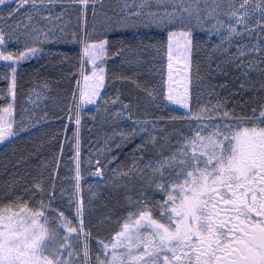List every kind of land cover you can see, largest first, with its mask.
I'll return each instance as SVG.
<instances>
[{"label": "snow or ice", "instance_id": "obj_1", "mask_svg": "<svg viewBox=\"0 0 264 264\" xmlns=\"http://www.w3.org/2000/svg\"><path fill=\"white\" fill-rule=\"evenodd\" d=\"M96 2L15 0L16 6L12 7V0H0V61L5 62L0 78L8 81L7 88L0 89V143H12L29 127L42 122L26 115L27 108L21 109L24 114L19 120L14 115L17 70L22 62L43 54L42 45L62 41L71 23L68 8H76L77 25L84 30V55L78 69L81 79L76 81L78 96L73 94V100L79 99L80 103L75 107L82 108L99 98L104 104L119 105L113 112L115 118L131 120L137 126L113 131L112 137L118 136L119 141H105L101 150L109 152L110 159L87 158V164L95 169L89 174L105 176L101 165L119 160L118 153L111 149L122 148L138 132L149 131L145 127L149 120L140 118L138 104L134 112L132 101L125 103L120 93L114 94V99L101 97L108 75L101 65L108 54L109 33L136 24L163 28L169 71L166 97L161 76L160 99L186 109L183 116L168 119L187 122V134L174 129L172 136L166 125H161L163 137L149 136L147 143L156 147L162 138L169 143L175 140L177 146L167 153L161 148L140 168L136 157L143 160L142 141L133 150L131 167L125 166L127 171L119 174L146 176L148 185L164 193L165 198L149 201L147 193H138L139 198L128 197L130 210L116 220L117 229L105 228L113 222L110 213L96 217L93 223L91 204L85 203L81 185V116L76 112L70 140L67 129H62L74 154L70 157L74 171L71 189L60 188V198L67 197L68 207L57 204L55 177L60 175L65 151L64 144H60L51 159L44 161V170L32 177L31 184L15 177L0 189V264H264V101L252 108L249 116L236 114L220 100L202 105L198 96L193 107L191 80L187 77L182 94H175L171 87L173 59L178 58L188 72L195 48L193 34L198 30L206 32L209 41L214 37L219 41L213 50L226 55L222 63H234L246 79L253 68L264 74V0H140L138 5L125 3L119 13L102 12L99 17ZM90 7L91 31H99V36L88 32ZM24 8L27 10L21 13ZM70 35L73 40L78 38L77 33ZM121 51L113 55L119 56ZM87 63L91 68L86 71ZM112 79L141 87L132 75H113ZM144 91L150 98L156 96L154 88ZM33 95L25 99L35 103ZM68 113L71 121L72 108ZM44 115L47 117V113ZM158 119L163 118H152L153 128ZM18 182L24 185L19 191ZM141 183L143 186V179Z\"/></svg>", "mask_w": 264, "mask_h": 264}, {"label": "trees", "instance_id": "obj_2", "mask_svg": "<svg viewBox=\"0 0 264 264\" xmlns=\"http://www.w3.org/2000/svg\"><path fill=\"white\" fill-rule=\"evenodd\" d=\"M97 1L98 17L102 12L119 13L123 7V0ZM126 3H130V1H126ZM14 6L16 5L12 7ZM78 12L79 9L68 8L71 23L65 30L61 42L45 44L43 54L22 62V67L17 70V103L21 104L20 102L36 87L45 94L46 101L43 110L35 116L42 122L34 127H29L12 143L0 149V189L6 188L15 177H23L28 184H31L32 177L44 170V161L50 160L57 147L64 144L65 151L60 161V175L55 179L57 204L66 209L68 207L67 197L60 198V188L71 189L74 171L72 170L73 161L70 157L74 154L68 143L65 142V134L62 129H67V138L70 140L75 128L74 114L78 112L81 116L80 157L83 177L81 185L85 203L91 204L90 214L93 223H95L96 217L105 213L111 214L112 224L105 225V228L109 230L121 214L130 210L128 197L139 198L138 193H147L148 200L154 198V189L148 185L146 176L141 177L139 173L127 176L119 174L120 171H127V167H131L135 146L141 144L142 141L145 143L143 160L136 157L137 165L143 168L149 158L155 157L161 148L167 153L171 144L174 143L171 137L169 138L170 143L161 138L158 140V145L154 147L147 143L149 136L163 137L164 130L161 125H166L168 132L175 136L174 129L184 131L186 122L169 120V117L183 115L170 109L165 99H160L161 76H163L165 95L166 30L146 27L143 24L130 25L122 29L117 28L109 33L110 43L104 64L108 75L101 97L114 99V94L120 93L121 99L125 103L129 100L132 101L134 112L137 111L135 105L138 104V115L141 119L149 120V123L145 125L149 131L148 133L138 132L126 146L111 149L112 152L118 153L119 160L101 165L105 170V176L98 178L94 177V174H89L95 171L94 167L87 164L89 155L93 160L103 157L110 159L109 152L101 150L105 148V141L109 144L113 143V139L119 141L118 136L112 137L113 131H127L137 126L131 120L115 118L113 112L119 105L104 104L102 99H98L94 106H86L81 110L74 107L76 100H73V94L76 93V81L79 79L78 69L82 59L81 41L84 31L76 22ZM87 19L89 34L99 36V31L96 33L91 31L93 24L91 7L88 10ZM70 33H77L78 38L73 40ZM193 38L195 44L191 66L193 107L196 106L195 98L198 96L202 105L215 104L220 100L224 102L227 109L233 110L236 114L251 116V109L264 101V89H261V84H264V74L258 68H253L248 71V79H246L242 70L237 68L234 63H222L225 61L226 55L213 50V45L219 42L215 37L209 41L207 33L198 30L194 32ZM117 50H122L121 55H113ZM235 50L233 46L231 52L234 53ZM64 56H67V60L63 59ZM227 58L230 59V56ZM3 66L4 64H0V74L4 71ZM221 68L223 71H220ZM113 75L117 77L132 75L140 81L141 87L137 88L129 81L112 79ZM7 85L8 81L0 78V89H6ZM145 88L150 90L154 88L156 96L150 98L145 93ZM2 106L3 100H0V107ZM69 108H72L73 119L71 121L67 119ZM45 113H47V117H45ZM15 114L16 119L19 120L20 113ZM153 117L163 118L155 120V128L152 127ZM62 120L63 123H61ZM33 153L35 154L33 155ZM17 161L20 162L17 163ZM48 170H51L50 165ZM142 179L144 180L143 186ZM23 186L21 182H18L16 190L19 191ZM89 186H91V191H89ZM27 198L25 196V199Z\"/></svg>", "mask_w": 264, "mask_h": 264}, {"label": "rangeland", "instance_id": "obj_3", "mask_svg": "<svg viewBox=\"0 0 264 264\" xmlns=\"http://www.w3.org/2000/svg\"><path fill=\"white\" fill-rule=\"evenodd\" d=\"M126 1H130V3H127L130 6L133 5L134 3L138 5L139 2H140V0H123V5L126 3ZM154 2H155V0H153V3ZM13 5H15V0H12L11 6H13ZM132 9H131L132 11H135V8H132ZM26 10H27L26 8L22 9L21 10V13H23ZM126 11H128V9H125V12ZM17 18L18 19L19 18H22V15L21 16H18ZM82 39H83V37H82ZM12 46L13 47L16 46L15 45V42H13V45ZM42 46L45 47V45H42ZM83 55H84V53H83V45H82L81 56L83 57ZM174 55H175V53H174ZM105 59H106V56L104 57V60ZM101 67L104 68V64L101 65ZM84 68H85L86 71L88 69H90L91 68V63L85 64L84 65ZM184 68H185L184 64L182 62H180L178 58L173 59V66H172V69H171V73H172L171 87H172L173 92L175 94H182L183 93V89H184V84H185L186 77L188 79H190V80L192 79L191 68L188 70L187 73H185ZM168 71L169 70H168V67H167V56H166L165 57V72L166 73H165V81H164L165 97H166L167 91H168ZM80 79H81V77H80V73H79V79L78 80H80ZM81 83H82V81H81ZM192 89H193V80H192V83L189 84V91H190L191 94H192ZM100 91L102 93L103 88ZM33 93H35V95H33V100H35V103H33L32 100H26L25 98L20 102L21 104H18L17 101H16V111H15V113H17V114L20 113V116H21L22 114H24V113L21 112V109L22 108H27L28 109V112L26 113V115L36 116L37 114L40 113V111L43 110L44 103L46 101L45 94H43V92H41V90L38 87L32 89L28 93V95H31ZM76 95L78 96V93L77 92H76ZM98 99H97V101H98ZM97 101L86 103V104H84V106L82 108H84L86 106H94L97 103ZM79 103H80L79 99H76L75 104H74V107H75V105H77ZM166 104H167V106L170 109L176 110V111L180 112L182 115H184V113L186 112V109H184V107L182 105L176 104L173 101H166ZM82 108H77V109L78 110H81ZM18 111H19V113H18ZM15 113H14V115L16 117V114ZM183 122H185V121H183ZM187 129H188V124L186 122V125L184 127V131H182V132H185V134H187ZM176 146H177V144H176V141L174 140V143L171 144L170 149H172V148H174ZM96 176L97 175H94V177H96ZM97 177L98 178H101V176H97ZM155 195H156L157 199H155L156 198L155 197L154 200H156V201H159V200L165 198V194L162 193V192H160V191H155L154 196ZM151 200H153V199H149V201H151Z\"/></svg>", "mask_w": 264, "mask_h": 264}, {"label": "flooded vegetation", "instance_id": "obj_4", "mask_svg": "<svg viewBox=\"0 0 264 264\" xmlns=\"http://www.w3.org/2000/svg\"><path fill=\"white\" fill-rule=\"evenodd\" d=\"M4 63H5V62L0 61V64H1V65H3ZM153 189H154V193H155V191H157V190H155L154 187H153ZM160 192H161V191H160ZM161 196H162V195H161ZM155 197H156V195L154 196V198H155ZM154 198H153V199H154ZM155 199H157V197H156ZM123 215H124V213L121 214V216H119V217H122ZM119 217H118V218H119ZM118 218H117V219H118ZM117 228H118V225H117L116 222H114L113 225L111 226V228H110L109 230H111V229H117ZM95 231H96V230H95V228H94V229H93V233H94V234H95ZM105 234H107V232H105ZM93 250L95 251V242H93Z\"/></svg>", "mask_w": 264, "mask_h": 264}, {"label": "built area", "instance_id": "obj_5", "mask_svg": "<svg viewBox=\"0 0 264 264\" xmlns=\"http://www.w3.org/2000/svg\"><path fill=\"white\" fill-rule=\"evenodd\" d=\"M6 143H0V146H3V145H5Z\"/></svg>", "mask_w": 264, "mask_h": 264}]
</instances>
